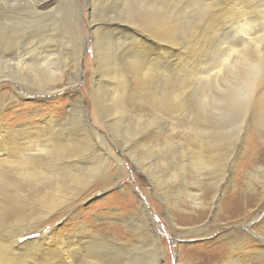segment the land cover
<instances>
[{
  "label": "bare ground",
  "instance_id": "6f19581e",
  "mask_svg": "<svg viewBox=\"0 0 264 264\" xmlns=\"http://www.w3.org/2000/svg\"><path fill=\"white\" fill-rule=\"evenodd\" d=\"M62 1L20 4L0 0V85L9 79L53 95L79 84L87 39L79 28V13L85 10L80 0H67L72 6L66 8L65 28L60 34L52 14ZM86 3L96 55L95 63H90L91 95L102 122L120 146V156L110 148L107 135L98 133L90 123L81 95L61 118L50 115L39 124L30 120L15 127L0 120V264H27L26 257L32 253V264H166L167 250L150 216V203L142 200L126 214L115 209V216L122 214L107 216L109 221L94 227L98 232L76 221L77 212L69 215L79 224L74 233L61 234L53 232L54 228L42 232L46 222L66 217L70 209L78 207L98 178L105 176L104 168L110 171L113 160L122 167L124 154L152 184L179 234H209L213 226L208 225V218L216 213L223 225L254 214L252 208H246L245 198L230 195L241 184L234 173L241 160L237 146L245 141L242 124L250 115L252 124L264 127V45L260 44L264 34H257L259 29L252 32L250 22L241 21L248 13L261 11L264 0ZM230 6V14L238 11L240 27L245 31L243 40L252 44L253 54L241 50V61L230 67L225 77L217 72L214 78L215 74H207L208 69L202 66L205 62L198 59L202 48L209 50L211 31L217 21L223 23ZM26 20L46 23L47 31L28 33ZM69 40L74 48L62 53L61 47ZM233 44L227 49L236 50ZM117 46L127 49L121 51ZM188 54L193 63L198 61L194 63L197 70L186 61ZM59 56L62 65L57 61ZM135 80L143 87L137 84L136 89ZM12 91L9 102L21 97ZM5 107L0 104L1 110ZM149 108L153 113L144 114ZM162 127H168L178 142L152 140ZM247 175L249 190L244 187L243 192H255L264 200V166L257 165ZM253 183H259L262 190ZM207 193L210 196L206 200ZM124 194L121 202L129 207L132 195ZM183 200L188 201L186 211L190 214H180L176 219L172 211H184L179 206ZM26 232L39 235L20 243ZM250 233L259 237L258 250L250 254L264 259V235L253 230ZM51 236L55 237L51 239L53 249L43 256V245ZM245 240L242 244L231 242L228 254L204 255L200 261L191 258L188 263L181 249L179 264H241L239 257L248 248ZM188 249L192 250L190 246ZM192 256L196 258V253ZM224 257H229L228 261Z\"/></svg>",
  "mask_w": 264,
  "mask_h": 264
},
{
  "label": "rangeland",
  "instance_id": "374dc122",
  "mask_svg": "<svg viewBox=\"0 0 264 264\" xmlns=\"http://www.w3.org/2000/svg\"><path fill=\"white\" fill-rule=\"evenodd\" d=\"M16 1L20 4L31 3L30 0ZM80 1L83 2L82 8L85 11L82 10L83 12L81 11L79 13V28L84 31L87 39L84 41L85 47L83 51V59L81 61L82 79L80 80L79 84L75 85L74 87L70 86L65 90H60L59 92L52 95L42 93L34 89L31 90V88L25 86L22 87L18 84H14V82H11L9 79L3 81V83L0 85V104H2V106L6 105V107L2 110L0 109V120L8 125L15 127L19 124H25L26 121L30 120H32L35 124H39L42 119L50 115H54L56 118H61L62 116H64V112H67L69 106L74 103V99L77 96L81 95L87 106V115L89 117L90 123L93 127L96 128V131L98 133H103L107 135V140L110 148L116 156H120V146L118 145L117 141L113 138L108 127L102 122L101 115L93 103V98L90 89L92 81L91 75L93 72V64L90 63L91 60L93 62V59H95L96 57L95 47L94 42L91 38V18L90 13L88 11V6L86 0ZM10 2H12V0H10ZM71 6L72 2L63 0L58 5V8L54 11L55 13L57 11V15L55 13L52 14V20L55 25L54 28L57 29V32H60V34L62 32L61 30L65 28V26L62 25V21L66 13V8H70ZM108 8L111 7H107V10L110 11V9ZM263 8L262 10L264 11ZM262 10L248 13L247 16L243 18L244 21L243 19L241 20L244 23L246 21L250 22L249 26L252 32L256 29H259L260 31L257 32V34L259 35L264 34V13H262ZM231 12L232 8L230 6V11L229 13H227L228 15L226 14V16L224 17L223 23L219 24L218 21L215 23V27L211 31V44L208 46L209 50L206 47V49L202 48L203 51L201 53L203 55L201 56L203 59H200L201 56L199 57V59L197 58L198 61L203 60L205 62V65L202 64V66L208 69L207 74H211V72L212 74H215L212 75L214 76V78L216 77L217 72L219 73V76L224 75L225 77V73L227 74L226 71H228V69L234 64L241 61L243 55V53L240 52L241 50L244 51L243 49H245L247 54H253L251 52L253 49L252 44L243 40L245 31L242 27H240L242 22L239 21V17H237V15H239L237 14L238 11H234L233 15L230 14ZM106 14L108 15L109 13L107 12ZM26 21L29 24L28 33L44 34L47 31L46 23L41 24V21ZM247 25L248 24H246L245 26ZM186 31L190 30L186 29ZM261 41L262 43L260 44L264 45V37ZM105 43L107 42L105 41ZM231 43H234L233 45L237 48L236 50L227 49V46L231 45ZM70 47L74 48V43L70 40L66 41L65 44H63V46L61 47L62 53L66 50L68 53L70 51ZM117 47L118 50L121 51H126L127 49L126 47H123L122 49H120V46ZM186 55L184 56V60H186L188 57L189 59H187L186 61H191L190 54H188L187 57ZM52 57L55 58V55H53ZM57 61L62 65V56H59ZM198 61L196 60L194 63ZM191 62L192 64H194L193 61ZM93 63H95V60ZM192 66H194V68L197 70L195 64ZM202 74L205 75L206 73ZM137 84L138 88L143 87V84H141L139 80H135L134 87L136 89ZM12 89L16 91L21 97L19 96L20 98L11 99V101L9 102V98L11 96H14V92L12 91ZM142 111L138 112L142 113ZM143 112L146 115L153 113L151 108ZM167 114L169 115L168 112ZM5 119L11 121H7ZM246 120L247 121L243 122L242 124L244 126V129H246L244 135L245 141L240 147L237 146L238 152L241 153V160L239 162V167L234 173V177L238 179L241 184L240 186H238V189L236 191L231 192L230 196L237 195L245 198L246 208L248 210H251L252 208V212H254L253 215H246L243 216L240 220L235 221L223 220V223L229 221L228 224L223 225L220 223L221 220H217L218 215L216 213L214 217L210 216L208 218V225L213 226L211 227L209 234H202L203 236L199 233L193 232H185L179 234L178 231L173 228V225L168 219V215L165 213V204L162 203V201L154 194V188L152 187V184L147 180V178L142 174V172H139L136 167V164L127 155L124 154L123 156H121L123 159V164L121 165L122 167H120L115 162V160L112 161L113 165L111 166L110 171H108L107 167H105L104 169L105 171H107L105 173V176L101 175V177L98 178L99 182H97L95 186L88 190L82 202L79 203L78 207H76L75 210L70 209L66 213L65 216L68 217V219H66V217H62L61 219H54L52 222L50 221L49 223L46 222L44 224L45 226L43 227L42 232H49L51 229L54 228L53 232L60 231L61 234H68L70 232L68 234L70 235L75 232L76 227L79 225L76 221L84 222L86 225H88V228H92L98 232V228L95 229L97 224L109 221L107 220L108 217H119V214H122V212L126 214V212H129L139 201L142 200L144 202L150 203V216L153 219L154 225L160 232L162 241L167 250L165 256L166 258L164 259L166 260V264H179L178 258L181 249H183L182 255L188 258L184 259L186 260V263L190 262L191 260L189 259L191 258L194 261H200V259L204 258V255L207 256L209 254H215L218 252L221 254H225L227 251L229 252L228 248L231 249V242H241L242 244V240H245V237L247 239L245 241L248 248H246L245 250L246 253H244V255H240L239 257V259L241 260V264H264V259H256L253 257V255L250 254L251 252L258 250V239L250 233V230H253V232L257 233L258 235H264V200H259V197H257L255 192H243L244 187L249 190V188L246 187L248 178L247 173L249 171H255L257 165L264 166V127L261 126L259 128L258 126L252 124L254 122L250 118V115L247 116ZM247 126H249L248 130ZM162 128L163 131H161L160 133H155L152 140H154L155 142H160L167 139V142H178V138L171 137L170 131H168V127ZM253 185L257 190H262L259 183H253ZM228 191L230 192L231 190L229 189ZM124 193H126V195H132L131 198L133 199V202L129 207H124L121 202V200L124 199ZM149 196L152 197V200L149 199ZM209 196L210 194L207 193L206 200L209 198ZM220 198L221 195H218V199ZM184 201L185 200H183L182 204L179 205L180 207L185 209L184 211L179 210L178 213L172 211V214L173 216L175 215L174 217L176 219H178V216L180 214H190V211H186L189 210V207L187 206L188 201ZM115 209H120L122 210V212L118 213L117 216H115ZM75 212H77V219H75L76 221L69 217L70 214H74ZM216 224L219 225L216 226ZM238 225H240L241 228H239V230L236 232V228H238ZM231 230H233V232ZM38 235V233L32 234L30 232H26L19 238V242L23 243L28 239ZM54 238V236H51V238L47 240V244L43 245V256H45V253H48V251L53 249V242L51 239ZM60 239H63V237H61ZM189 246L190 248H192V250L188 249ZM226 246H228L227 249H225ZM193 252L196 253V258L192 256ZM228 259L229 257L223 258L224 261H228ZM224 261H222V263Z\"/></svg>",
  "mask_w": 264,
  "mask_h": 264
},
{
  "label": "snow or ice",
  "instance_id": "6c2138e0",
  "mask_svg": "<svg viewBox=\"0 0 264 264\" xmlns=\"http://www.w3.org/2000/svg\"><path fill=\"white\" fill-rule=\"evenodd\" d=\"M257 239H259V237H257ZM4 255H8V253L5 252ZM34 255H35V253H32V254H31V256H34ZM31 256L26 257V262H27V264H32Z\"/></svg>",
  "mask_w": 264,
  "mask_h": 264
}]
</instances>
